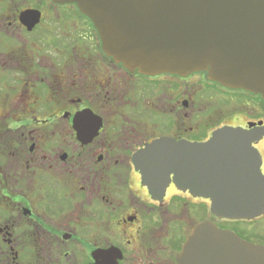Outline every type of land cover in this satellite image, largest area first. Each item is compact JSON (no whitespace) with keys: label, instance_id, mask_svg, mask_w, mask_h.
Returning a JSON list of instances; mask_svg holds the SVG:
<instances>
[{"label":"flooded vegetation","instance_id":"1","mask_svg":"<svg viewBox=\"0 0 264 264\" xmlns=\"http://www.w3.org/2000/svg\"><path fill=\"white\" fill-rule=\"evenodd\" d=\"M222 128L249 132L264 176L260 94L129 71L78 5L0 0V264H179L206 224L264 246V212L226 215L212 182L203 194L173 173L154 190L136 162Z\"/></svg>","mask_w":264,"mask_h":264},{"label":"water","instance_id":"2","mask_svg":"<svg viewBox=\"0 0 264 264\" xmlns=\"http://www.w3.org/2000/svg\"><path fill=\"white\" fill-rule=\"evenodd\" d=\"M76 4L97 28L103 51L129 71L189 76L207 72L225 87L264 98V0H52ZM211 144L163 140L151 146L147 167L152 188L174 181L203 194L212 182L218 207L229 216L264 212V176L241 128H222ZM220 150L213 155L214 145ZM154 154V155H152ZM142 160L144 163H142ZM252 167V168H251ZM253 177V179L251 178ZM211 189V188H210ZM229 197L228 203L221 201ZM221 203V204H220ZM179 264H264V246L211 226L196 228Z\"/></svg>","mask_w":264,"mask_h":264},{"label":"rangeland","instance_id":"3","mask_svg":"<svg viewBox=\"0 0 264 264\" xmlns=\"http://www.w3.org/2000/svg\"><path fill=\"white\" fill-rule=\"evenodd\" d=\"M6 1H10V0H6Z\"/></svg>","mask_w":264,"mask_h":264}]
</instances>
